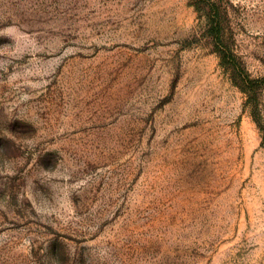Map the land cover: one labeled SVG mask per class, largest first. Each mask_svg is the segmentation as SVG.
Listing matches in <instances>:
<instances>
[{"label": "rangeland", "instance_id": "374dc122", "mask_svg": "<svg viewBox=\"0 0 264 264\" xmlns=\"http://www.w3.org/2000/svg\"><path fill=\"white\" fill-rule=\"evenodd\" d=\"M258 79L264 0H221ZM204 0H0V264H264V140Z\"/></svg>", "mask_w": 264, "mask_h": 264}, {"label": "trees", "instance_id": "16d2710c", "mask_svg": "<svg viewBox=\"0 0 264 264\" xmlns=\"http://www.w3.org/2000/svg\"><path fill=\"white\" fill-rule=\"evenodd\" d=\"M204 1L208 3L211 12L208 34L213 39L215 51L220 58V63L231 72L233 82L248 95L254 109V119L262 131L264 140V124L257 112L256 103L258 89L261 88L259 80L252 78L229 43L222 16L225 9L221 0Z\"/></svg>", "mask_w": 264, "mask_h": 264}]
</instances>
